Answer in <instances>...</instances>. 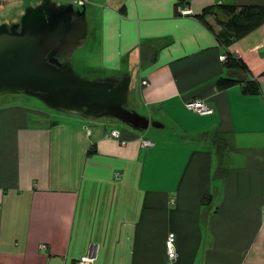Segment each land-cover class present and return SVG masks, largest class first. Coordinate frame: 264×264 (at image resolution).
Segmentation results:
<instances>
[{
  "label": "crops",
  "instance_id": "0c3cea01",
  "mask_svg": "<svg viewBox=\"0 0 264 264\" xmlns=\"http://www.w3.org/2000/svg\"><path fill=\"white\" fill-rule=\"evenodd\" d=\"M40 1L0 0L13 12L0 24ZM217 4L264 0L86 4L98 68L128 74L133 109L170 135L0 104V264H72L91 247L93 264H264V21L225 45L226 15L197 17ZM226 53L246 70H228ZM224 77L237 81L218 86ZM192 99L213 113L189 110Z\"/></svg>",
  "mask_w": 264,
  "mask_h": 264
},
{
  "label": "water",
  "instance_id": "95a60500",
  "mask_svg": "<svg viewBox=\"0 0 264 264\" xmlns=\"http://www.w3.org/2000/svg\"><path fill=\"white\" fill-rule=\"evenodd\" d=\"M89 33L86 6L41 0L18 22L0 24V96L25 94L46 107L85 119L109 118L142 132L159 124L130 108L131 77L91 79L71 56Z\"/></svg>",
  "mask_w": 264,
  "mask_h": 264
},
{
  "label": "trees",
  "instance_id": "16d2710c",
  "mask_svg": "<svg viewBox=\"0 0 264 264\" xmlns=\"http://www.w3.org/2000/svg\"><path fill=\"white\" fill-rule=\"evenodd\" d=\"M220 14L226 15V19L220 20L217 18L218 23L223 26V33L219 37L221 41L227 45L232 39L239 38L245 35L250 30L254 29L257 25L264 21V6H241L217 4L214 7L205 8L201 15L197 16L199 19L208 14H214L215 11ZM224 65L228 70L240 69L245 71L246 68L239 60L233 59L229 53H226ZM236 79L230 77L219 78L217 80L218 86H226L236 82ZM212 199L211 195L203 196V203H208Z\"/></svg>",
  "mask_w": 264,
  "mask_h": 264
},
{
  "label": "rangeland",
  "instance_id": "374dc122",
  "mask_svg": "<svg viewBox=\"0 0 264 264\" xmlns=\"http://www.w3.org/2000/svg\"><path fill=\"white\" fill-rule=\"evenodd\" d=\"M56 1L59 3H67L66 0H56ZM8 13H10V16H12V14H13L12 10H10V9H6L5 13L0 12V21L3 19V16H6ZM71 59L73 62L74 70L81 75H84V76L89 77L91 79L108 77V74L106 72H103L98 68V63H97L96 55L94 52V43H92L91 41H89V42L85 43L83 46L77 48L74 51L73 55L71 56ZM82 60L87 62L90 69L87 66L82 67L81 65H79V62H81ZM130 88H131V86H130ZM132 92L133 91H131V94L133 95ZM7 101L15 102V103H22V104H29L31 106L41 108L43 110H46V111L54 113V114H61L59 111L52 110V109L46 107L38 99H36L32 96H29V95H25V94L16 93V94H5V95L0 96V104L3 102L5 104H7L8 103ZM129 107L133 108L132 101L130 102ZM138 110H139L140 114H143L142 112H144V110L137 108V111ZM105 119L112 120L113 122L117 123L118 125L126 126L125 124L121 123L118 120L109 119V118H105ZM168 132H169V130L167 128L166 129H159V128H156L153 126H149V134H150V136L152 135L153 138H155V139H161L162 138L161 135H163V134L167 135ZM141 133L145 134V131H142ZM168 135H170V133ZM153 141L156 142V140H153ZM214 157H215V160L218 159V154H216Z\"/></svg>",
  "mask_w": 264,
  "mask_h": 264
},
{
  "label": "built area",
  "instance_id": "2783aa9c",
  "mask_svg": "<svg viewBox=\"0 0 264 264\" xmlns=\"http://www.w3.org/2000/svg\"><path fill=\"white\" fill-rule=\"evenodd\" d=\"M66 1L67 3H71L76 7H82V6H86V4H88L91 0H66ZM189 13H190L189 10L182 11V14H189ZM219 58L221 61L224 62V60L226 59V55H221ZM142 83L144 84L145 82H142ZM185 106L189 110L195 113L201 114V115L211 114L214 111V109L202 99L189 100L185 102ZM105 136L115 138L119 140L122 144L125 142V140L120 138V131L117 129H109L106 132ZM141 144L147 147V146H152L153 142L151 140L142 139ZM165 249H166L167 257L170 260H173L176 257L177 252H176L175 245H174V235L172 233L167 236V239L165 242ZM95 256H96L95 248L91 247L89 252L86 255L81 256L80 258L75 260L72 264H93L95 260Z\"/></svg>",
  "mask_w": 264,
  "mask_h": 264
}]
</instances>
